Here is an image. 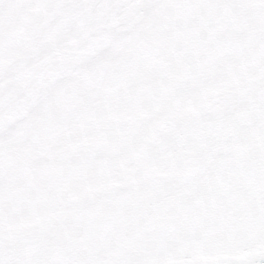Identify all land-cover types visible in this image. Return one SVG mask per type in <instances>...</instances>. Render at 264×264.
<instances>
[{
	"label": "snow or ice",
	"instance_id": "obj_1",
	"mask_svg": "<svg viewBox=\"0 0 264 264\" xmlns=\"http://www.w3.org/2000/svg\"><path fill=\"white\" fill-rule=\"evenodd\" d=\"M0 264H264V0H0Z\"/></svg>",
	"mask_w": 264,
	"mask_h": 264
}]
</instances>
